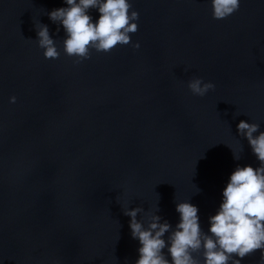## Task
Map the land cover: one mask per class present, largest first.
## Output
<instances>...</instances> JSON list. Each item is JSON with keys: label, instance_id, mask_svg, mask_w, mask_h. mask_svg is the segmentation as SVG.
Segmentation results:
<instances>
[{"label": "water", "instance_id": "95a60500", "mask_svg": "<svg viewBox=\"0 0 264 264\" xmlns=\"http://www.w3.org/2000/svg\"><path fill=\"white\" fill-rule=\"evenodd\" d=\"M129 3L130 44L77 64L48 15L64 0H0V264H136L124 211L174 229L188 202L207 233L237 166H260L237 126L264 132V0L223 20L211 0ZM41 24L58 59L38 45ZM193 78L215 89L194 96Z\"/></svg>", "mask_w": 264, "mask_h": 264}, {"label": "clouds", "instance_id": "9594fccd", "mask_svg": "<svg viewBox=\"0 0 264 264\" xmlns=\"http://www.w3.org/2000/svg\"><path fill=\"white\" fill-rule=\"evenodd\" d=\"M64 2L67 7L54 9L48 15L53 23L63 26L64 52L76 58L77 64L90 59L92 50L109 53L117 46L129 45L130 34L138 31L139 13L132 10L129 0ZM211 6L213 19L223 20L239 10L240 0H211ZM92 9L99 12L95 22L88 14ZM37 36L45 59H58L60 53L47 25L41 24ZM132 47L138 49L140 45L136 43ZM188 88L194 96L204 97L215 85L193 78ZM9 102L15 103L16 97H11ZM259 129L256 123L238 124L239 135L247 139L260 166L255 169L237 166L223 190L217 213L209 217L207 233L201 228L198 208L188 202L176 204L180 219L174 229L168 221L161 222L159 215L150 216L145 228L137 220L143 211L141 207L124 211L131 218V236L141 245L136 264H200L194 254L201 252L204 264H241L243 258L258 250L260 264H264V132L254 136ZM233 157L241 158L234 154Z\"/></svg>", "mask_w": 264, "mask_h": 264}]
</instances>
